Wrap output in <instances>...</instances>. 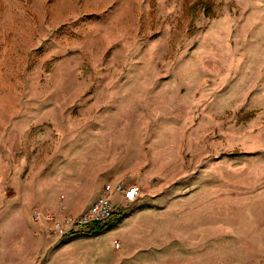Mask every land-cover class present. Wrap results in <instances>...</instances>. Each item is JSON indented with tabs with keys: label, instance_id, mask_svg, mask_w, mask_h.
<instances>
[{
	"label": "rangeland",
	"instance_id": "374dc122",
	"mask_svg": "<svg viewBox=\"0 0 264 264\" xmlns=\"http://www.w3.org/2000/svg\"><path fill=\"white\" fill-rule=\"evenodd\" d=\"M60 134L140 190L64 264H264V0H0L7 193Z\"/></svg>",
	"mask_w": 264,
	"mask_h": 264
},
{
	"label": "crops",
	"instance_id": "0c3cea01",
	"mask_svg": "<svg viewBox=\"0 0 264 264\" xmlns=\"http://www.w3.org/2000/svg\"><path fill=\"white\" fill-rule=\"evenodd\" d=\"M195 98L200 99V94ZM196 108L194 105L188 107L190 111ZM67 136L71 138L64 144L63 135H59L53 153L45 157L46 163L28 168L21 192L9 188L7 193L0 181V264H64V249L73 247L81 240L80 236L102 230L91 231V234L83 231L56 240L31 222L32 209L58 211L63 205L66 213H81L100 194L110 177V155L105 151L108 145L93 144L88 150L86 146L77 147L74 134ZM44 139L51 140L50 137ZM106 140L108 142L107 136ZM114 198L123 201L121 195ZM108 234L97 237L100 239L97 251L104 254L113 251L111 245L119 246ZM53 249L54 255L50 256L48 251Z\"/></svg>",
	"mask_w": 264,
	"mask_h": 264
},
{
	"label": "built area",
	"instance_id": "2783aa9c",
	"mask_svg": "<svg viewBox=\"0 0 264 264\" xmlns=\"http://www.w3.org/2000/svg\"><path fill=\"white\" fill-rule=\"evenodd\" d=\"M139 191L136 185L126 186L121 182L108 183L103 186L90 206L81 213H66L63 211L65 209L63 205L58 211L32 209L31 222L56 240L83 231H98L105 228L114 216L117 207L113 204V196L121 195L123 201L132 203L136 200Z\"/></svg>",
	"mask_w": 264,
	"mask_h": 264
},
{
	"label": "trees",
	"instance_id": "16d2710c",
	"mask_svg": "<svg viewBox=\"0 0 264 264\" xmlns=\"http://www.w3.org/2000/svg\"><path fill=\"white\" fill-rule=\"evenodd\" d=\"M87 233H88V234H91L92 232H91V231H88Z\"/></svg>",
	"mask_w": 264,
	"mask_h": 264
}]
</instances>
